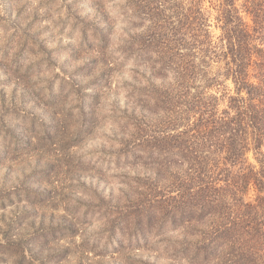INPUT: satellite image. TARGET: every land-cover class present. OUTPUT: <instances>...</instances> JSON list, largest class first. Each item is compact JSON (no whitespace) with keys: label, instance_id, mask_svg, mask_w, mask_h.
Wrapping results in <instances>:
<instances>
[{"label":"rangeland","instance_id":"obj_1","mask_svg":"<svg viewBox=\"0 0 264 264\" xmlns=\"http://www.w3.org/2000/svg\"><path fill=\"white\" fill-rule=\"evenodd\" d=\"M11 2L7 15L0 0V264H180L156 229L137 232L136 215L157 210L152 175L116 163L119 140L162 126L135 94L143 66L121 64L145 29L125 0Z\"/></svg>","mask_w":264,"mask_h":264},{"label":"trees","instance_id":"obj_2","mask_svg":"<svg viewBox=\"0 0 264 264\" xmlns=\"http://www.w3.org/2000/svg\"><path fill=\"white\" fill-rule=\"evenodd\" d=\"M1 1L10 15L11 0ZM121 9L145 29L121 64L143 66L134 78L147 85L135 94L162 125L118 142L117 166L146 168L155 184L146 196L157 210L136 215L138 234L156 229L157 245L182 264H264V0H125Z\"/></svg>","mask_w":264,"mask_h":264}]
</instances>
